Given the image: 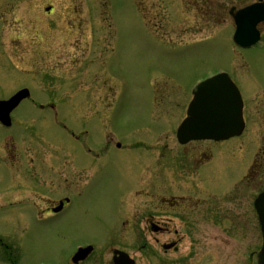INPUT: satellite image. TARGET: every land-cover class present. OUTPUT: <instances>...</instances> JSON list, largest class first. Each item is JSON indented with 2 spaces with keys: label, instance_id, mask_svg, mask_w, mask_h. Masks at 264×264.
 I'll list each match as a JSON object with an SVG mask.
<instances>
[{
  "label": "rangeland",
  "instance_id": "1",
  "mask_svg": "<svg viewBox=\"0 0 264 264\" xmlns=\"http://www.w3.org/2000/svg\"><path fill=\"white\" fill-rule=\"evenodd\" d=\"M193 1L0 0V97L10 87L33 89L32 100L14 111L13 127H0V148L14 136L21 142L17 162L35 157L54 163L56 171L62 166V179L55 171L51 179L56 192H72L61 216L40 222L29 205H11V195L19 193L17 177L0 159V237L22 246V264H71L77 248L89 244L96 252L85 264L111 259L114 248L138 264H257L263 239L253 200L264 178L248 168L255 159L264 162V94L254 84L264 87V51L235 48L231 4L221 10L212 0ZM30 6L38 14L30 16ZM220 71H228L244 92L247 129L240 137L199 144L215 151L204 176L202 170H184L193 147L185 153L176 130L193 88ZM50 97L57 98L54 109L46 104ZM53 112L68 131L47 114ZM151 182L160 184L156 198L190 191L194 202L187 209L199 202L188 218L191 231L177 237L139 232L142 215L156 201L147 195ZM207 208L208 219L201 211ZM173 225L184 228L179 219ZM176 238L178 253L162 259L156 241ZM142 242L145 248L138 250Z\"/></svg>",
  "mask_w": 264,
  "mask_h": 264
},
{
  "label": "flooded vegetation",
  "instance_id": "2",
  "mask_svg": "<svg viewBox=\"0 0 264 264\" xmlns=\"http://www.w3.org/2000/svg\"><path fill=\"white\" fill-rule=\"evenodd\" d=\"M193 2H196V3L199 2V3L204 4V3H208V0H194ZM212 2L215 6H217V8H219L221 10L225 9V7H227L228 5L231 4V6H230L231 13L234 15L237 14L240 10L248 7L249 5L257 4V3H263L264 4V0H212ZM134 5L136 6V8H139V3H137V5H136V3H134ZM103 6H104V3H103ZM73 8L75 10V14L80 12V10L77 6H75ZM32 9L33 8L30 6L29 12H28L30 16L33 13H34V15H36V13L39 12V11H37L38 9H36L35 11H32ZM52 13H53V7L48 14H52ZM34 15H33V17H34ZM73 29H75V28L73 27ZM258 29L260 31L259 42L254 47L249 48V49H237L239 52L264 51V22L261 23L260 25H258ZM247 57H249V55L246 56V61H247V66L250 68L249 61H248L249 59ZM43 68L44 67H42L40 70H43ZM2 69H9V68L5 67ZM228 74L231 75L229 72H228ZM49 82L52 83L51 81H49ZM104 83L106 84V81ZM254 84L256 85L255 87L257 88V91L264 94V87L260 84H257V83H254ZM27 87L29 88V90L31 92V96L28 97L27 99L23 100L20 103V105L23 102L31 101L33 89L30 86L26 85V86H21V87L16 88L13 92L11 90L13 87L8 88L7 91L10 92L9 95L4 96V97H0V102L9 100L17 91H19L22 88H27ZM104 87H105V85L102 84V89H104ZM250 90L253 91V88H251ZM240 92H241V95L243 98V103H244V109L243 110H244V117H245L247 100L245 99L243 90L240 89ZM50 98L51 99L49 101L47 100L48 98L47 99L45 98V101H47L46 104L48 103V105H50V109H54L55 108L54 107L55 100H57V98L56 99H54V97H50ZM65 99H67V98L63 97L61 99V102ZM104 99H105V97H104ZM58 103L61 104L60 102H58ZM58 103H56V104H58ZM19 106L17 108H19ZM14 111L11 113V120H12L11 126L12 127L15 123L12 119V115H13ZM47 114H53V116H55V118L58 122V120H59L58 112L47 113ZM245 120H246V117H245ZM57 124L60 127H62L63 129H65V131L69 130V128L65 124H63L61 122H58ZM246 126H247V123H246ZM0 127L5 129L6 131H9L12 128V127L11 128H5L1 124H0ZM72 135L75 137L76 140H81L80 137H77L74 133H72ZM33 136L34 135L32 134V137ZM107 141H108V139H105L106 145H108ZM17 142H20L17 138H15L14 136H9L3 143V145L7 149L2 150V148H4L3 145L0 148V159L3 161V163L6 166H8L12 170L13 174H15L17 177V180H16L17 181V187H18L17 192H19V193L16 195L15 194L11 195V197H13V200L11 201V205H14L18 202H22V203L29 205L30 208H28V210L40 222L41 221L44 222V221H48V220H55L56 218L61 216L71 204L70 196H71L72 192L71 191H67V193H65V191L56 192L57 188L54 186L56 180L51 179V176H50V172L54 173L53 171H55V172H57L55 177L60 178L58 176V173H60L61 172L60 170H62L63 168L61 166V167H59L60 170L56 171L57 166L55 167L54 163H52L50 161H49V163L48 162H42L41 160H38V159H37V161L32 160L35 157H30L26 161L17 162L18 157L21 158V156L18 154V150L16 151V148H17L16 143ZM28 142L31 143V140ZM25 143H27V142H25ZM200 143H216V142L192 141V142H189V143L184 144V145L179 144V147L184 149L185 153L188 152V150L186 148H188L189 146L193 147L190 150L191 153H190L189 162L188 163L185 162L183 164L184 170H192V168H194L196 171L202 170V175L205 176V174H206L205 170L209 164L208 162H210L214 158L215 151L213 149H211L208 152V149L206 148V146H204V148H203L202 145H199ZM115 146L117 148L122 147L119 142H117L115 144ZM86 147H89V146H86ZM106 148H108V146H106ZM35 149H36V153H40V155H41V153H42L41 146L39 147V150H38L37 146L35 147ZM24 150H27V148ZM87 152L91 155L93 153L90 149H88ZM157 152L159 153V156H158V160H157L156 164H157V170L159 171V167H160L159 162H160L161 151L158 149ZM64 157L65 156L63 155V158ZM38 158H39V156H38ZM255 158H257V156ZM29 160H31V161H29ZM154 160H156V159H154ZM172 160H174L173 163H175V158H172L171 160H168V163L170 165L172 163ZM35 162H36V164H34ZM30 163L32 164V166L29 165ZM49 164H52V166H50ZM171 169L174 171L177 169V167L172 166ZM258 170L262 174V178H264V162H257V159H255L253 164H251V166L248 168V171H249L248 174L250 172H252L253 176L255 177ZM63 171H64V169H63ZM172 173H174V172H170V174H172ZM79 176H80V172L76 173V175H74V178L79 177ZM159 176H160V174L158 175V177ZM199 176H201V175H199ZM199 176H198V178H200ZM247 178H248V175H247ZM60 179H62V178H60ZM64 180H67V179H64ZM48 182H50L51 186L49 185ZM149 184H151L152 193L151 194L147 193V195H150V197L153 199V201L154 200H156V201L152 206V210L149 211L148 213L142 215L143 218H145V219L141 222V224H139V227L141 228L139 230V232H143L145 230H151L152 232L159 234L160 236H164L165 234L173 233V234H175V237H177L178 232H181L182 230L191 231L190 227L193 224V222L189 221L188 218H190L195 212H197V210H198L197 207L199 206L198 205L199 202L196 203L197 207H195L193 209H187L188 205H191L193 207V202H194V201H192L193 198L189 196V195H191L190 191H187V192H189L188 193L189 195H170V196L162 195V196H159L158 198H156L154 196V193L156 191H158L160 184L158 182H155V183L151 182ZM155 185H157L158 188ZM136 190H138V188ZM198 191H202V189H200ZM198 191H197V193H200ZM262 191H264V189L258 191L257 193L255 191L253 205H254V201H255L256 197ZM136 192L138 193V191H136ZM22 196H27V197L22 201H15L16 199L21 198ZM61 202H63V204H61ZM60 204L62 205V208L59 209V211H55L60 206ZM201 211L205 215L206 219H208L209 218V209L207 208L204 211L203 210H201ZM174 219H179L180 222H183L184 228L177 229L173 225ZM125 225L127 228L134 226V224H132V225L125 224ZM229 227L232 229V231H235V232L241 231L240 230L241 227H238L237 225H232ZM171 243L174 244V246L171 249H168V250L163 249L164 245L171 244ZM156 244H157L158 255L161 254L163 257L160 255L159 256L162 259H166L167 256H170L171 254L178 253V251H179L178 246L181 244V240L176 238L175 240H172L169 242L156 241ZM159 245H160V247H159ZM143 248H145V245L143 242L137 246L138 250H140V249L143 250ZM95 252H96V250L94 249L93 253H95ZM93 253H91V254H93ZM91 254L86 259H84L83 261H80L78 263H73V264H85L87 262V260L89 259V257L91 256ZM22 255H24V252H23L22 246L20 244H16V243L12 244L11 242H8L7 239L0 237V260L1 261H4L8 264H17V262H19V261H17L18 259L21 262ZM71 259H72V257H71ZM102 260H103V262L101 264H115L113 256H111V259L104 257V258H102ZM134 260H135V258H134ZM136 264H138L137 261H136Z\"/></svg>",
  "mask_w": 264,
  "mask_h": 264
},
{
  "label": "water",
  "instance_id": "3",
  "mask_svg": "<svg viewBox=\"0 0 264 264\" xmlns=\"http://www.w3.org/2000/svg\"><path fill=\"white\" fill-rule=\"evenodd\" d=\"M50 10V8H48ZM264 21V5H253L244 9L236 18L237 30L234 41L243 47H250L258 41L259 32L257 25ZM194 99L189 105L187 118L182 122L177 131L180 143L185 144L192 140H227L240 136L244 130L243 103L240 92L224 73L212 76L198 85L193 90ZM28 91L17 93L9 101L0 103V121L9 125L10 112L27 97ZM256 209L262 227L264 239V193L256 200ZM169 245L167 247H172ZM92 247L81 249L73 257V262L78 263L85 259ZM115 264H135L128 255L115 251ZM258 264H264V243L257 255Z\"/></svg>",
  "mask_w": 264,
  "mask_h": 264
}]
</instances>
